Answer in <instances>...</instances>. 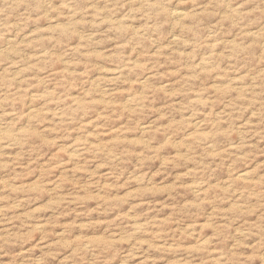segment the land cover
<instances>
[{
  "label": "rangeland",
  "instance_id": "374dc122",
  "mask_svg": "<svg viewBox=\"0 0 264 264\" xmlns=\"http://www.w3.org/2000/svg\"><path fill=\"white\" fill-rule=\"evenodd\" d=\"M0 264H264V0H0Z\"/></svg>",
  "mask_w": 264,
  "mask_h": 264
},
{
  "label": "bare ground",
  "instance_id": "6f19581e",
  "mask_svg": "<svg viewBox=\"0 0 264 264\" xmlns=\"http://www.w3.org/2000/svg\"><path fill=\"white\" fill-rule=\"evenodd\" d=\"M170 10H171V9H170ZM170 10H169V11H170ZM176 14H177V15H180L179 12H177ZM176 14H175V15H176Z\"/></svg>",
  "mask_w": 264,
  "mask_h": 264
}]
</instances>
